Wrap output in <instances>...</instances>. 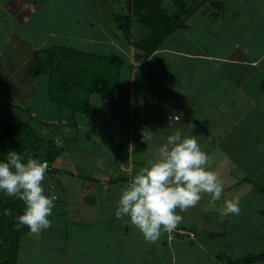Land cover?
Listing matches in <instances>:
<instances>
[{"label": "rangeland", "instance_id": "374dc122", "mask_svg": "<svg viewBox=\"0 0 264 264\" xmlns=\"http://www.w3.org/2000/svg\"><path fill=\"white\" fill-rule=\"evenodd\" d=\"M23 1L25 4H32L36 6L40 3H43V1L45 2L46 7L45 5L44 7H41L35 16L29 21V26L31 28H42V32L41 30L35 31L36 37H34L32 35V32L34 31H29L36 41L33 45H29L30 40L24 43V39L28 34L25 33L26 31L24 28L16 30L14 20L17 19V17H25L26 12L29 10H27L25 6H21L20 0H0V6H3L0 7V120L7 118L9 120L18 121L28 118L30 115L37 116L40 121L44 119L50 120L57 117V112L54 111L51 103L45 102L49 81L48 75H38V70H35L36 74H30L28 71V62L31 66L35 65L36 58L33 57V52L35 51V46L39 44L38 42L44 40L43 35L48 37V43L46 42L45 46H43L45 48L52 45H61V43L64 42L68 46L77 48L79 50L81 48L83 51L96 53V51L100 49L98 45L95 46L91 42H85L83 47L78 48L77 46L79 41L75 39V36L66 39L62 38L59 32L63 31L68 32L69 34H75V31L78 28V30L81 29L84 35H91L97 32V27L93 25V23L96 22V24L100 25L101 27V24H103V28L105 27L106 30L111 34H119L120 37L124 38L126 35L123 32V27L121 29L118 28V22L121 18H123L122 20L124 22L131 20V24L129 26V39H131L132 42H134V40L135 42H140L142 38L147 37L150 34L149 27L140 21L139 17L133 13L130 0ZM157 1L168 12H170L177 22L182 20V22L190 23V28L182 30V36H180L181 38H178L180 33L174 35L172 34L164 40L165 43L163 44V46H171L172 48L180 51L179 53H182L181 55L176 56V59H178L179 63L190 65L191 59L186 58L183 52L188 50L187 47H189L191 50V44H189L191 33L194 32L195 37H198L201 43H205L208 37V30L205 29L203 31L200 29L201 27L197 29V22L200 21L199 18L195 19V24H191V10L192 8H201L205 11L207 8H210L209 5H211L213 1ZM29 7L31 8L32 6L30 5ZM93 8L95 9L94 16ZM216 11L219 10L216 9ZM215 14L216 12H213L212 15L207 14V19L209 21H216L218 24L223 19H221L222 16H220V18L215 17ZM177 15L181 16L179 20L176 18ZM202 16L204 15L199 14V17ZM57 20H59L60 24L62 25V29L61 31H55L58 33V35L56 34L54 37L50 34L51 31L54 30L53 28L56 25ZM8 22H10V28L3 26L4 23L7 24ZM120 25H122V23H120ZM210 25L213 26L212 24ZM186 36L188 38H186ZM63 37H66L65 34ZM132 42H129L130 45L133 44ZM94 48L96 51L93 50ZM170 66L171 67L167 66L164 69L166 74L163 76H166L165 83H167V88H171L169 91L167 90V93L169 94L171 90L174 91V100L177 104L171 102L166 106L163 112L164 117L162 118H165L166 115V122L163 124V126H169L170 132L164 135L162 145L166 143L168 136L175 134L177 131L181 132L182 137L195 136L200 143L202 150L206 151L210 148V146L212 147L208 154L212 158V168L219 173L221 179L223 177L225 178V175L220 173H225L226 171L223 170L222 172L219 169L222 167L227 169L224 166H229L231 161L236 163L237 165L233 166H238L240 170H247L251 168L250 173L248 172L245 176H248L253 180V182L256 181L255 183L258 185L254 186L256 185L255 183L254 185L251 183H243L238 188V191H235L238 196H240L239 207L241 211L238 215L230 214L225 216L227 218L226 226L224 225L226 231L221 230L223 232H218L221 233L220 236L214 237L209 233H202L199 227H193L195 226V221H191L193 218V212L191 211V208H189L186 212H181L179 209H177V214L183 216V221L178 225V227L184 228L188 231L191 230V228H196L195 231H197L198 236L201 234L204 237L206 244L205 247L210 250L209 252L211 254L218 255L220 260L223 259V263L227 262V260L230 258L235 259L236 257L245 255L249 252L261 251L264 249V230H262L261 227H257L258 225L256 226L257 223L255 222L258 220L262 221L264 216V214H259V212L258 215L256 213L259 208L264 209V190L261 189V187H264V173L258 176L252 174V172L255 171L254 163H256V158H252L250 161L246 157L243 158L241 154L243 152L242 149L245 150L246 145L254 144L252 143V139L256 141L257 137H262L261 135L264 133V120H261L260 118L258 123L254 118V115H243L240 117L243 119L239 121L241 124L238 127L240 129V135L237 138L235 135L236 129L232 128L233 120L226 117L222 118L223 116L217 112L216 109L208 107V105L204 104L203 102H198L197 108L200 107L207 109L196 111V113L201 116L199 122L200 124L198 123L196 125L193 123L191 125V122H189L191 118V98L190 96H187V92H184V90L187 89V81L177 78V73H181V71H179L178 64L172 62V65ZM3 68L10 69L11 71L14 69L17 71V73L12 74V72H10L9 74L8 72H5ZM128 69L129 62H126L122 68L121 76H123V73L127 72ZM145 85H147V83L142 79L141 88H146L148 86ZM141 88H139V90ZM107 97L108 95H93L92 100L94 104L96 103L95 105L97 112L92 118H87L82 113H76L77 116L75 119L77 123H82V128L79 129L80 136L78 138L81 139V141L79 140L78 143L84 144L85 150L81 151L80 149L74 148L76 147V140L73 136H69L66 133L67 131L63 137H56L57 142H60L59 140H61L60 145L63 151L67 152V150L70 149L69 153H71V157L75 158V161H81L82 169H86L85 171L89 175L84 174L86 172L83 170H79L81 173H77V175L69 172V169H67L68 171L66 169L58 171L57 175L53 174L58 180L57 182L54 181L57 185L55 189L46 186V179L43 181L45 194H55L58 197V199L54 202L56 214H52L49 218L52 221V226L50 228L42 230L39 234H34L29 231L28 234L22 237L19 245L20 249L17 264H60L51 257L52 254L54 255V253H52L50 248L51 246H54L56 243L55 241L58 240V237L56 236L61 234V230H65L66 228H61V226L66 225L67 222L61 218V215H64L63 217L66 216V220H74L75 225L77 220H82L81 224L83 227L85 225L86 227H89V236L83 239L86 246H102L108 240H111L107 239L108 236L103 230L104 227H101V225L103 223H107V221H112V223H114L115 228L113 231L116 229V231H122V233L125 234L127 233L126 229L129 227L127 218L129 217L125 216L118 219L115 216V211L119 206L118 201L121 196L122 188L130 181L132 176L136 173V170H132L133 173L125 171L122 172L121 166H129V164H134V162L138 163L139 158L142 155L144 156V153L141 152V150L143 151L142 146H147L148 143L147 145L142 144V146H138L139 144L135 142L136 146L134 153L132 154L133 160H131L128 151L129 139L128 137L126 138V134L129 130L128 126H124V128L122 126V128H120V126H111L110 123H104V121L108 120V118H113L112 115L108 116L113 108L110 107L108 110V106H106L107 104L105 105V99ZM100 101L101 103H99ZM123 112L126 114L127 110H123ZM248 112L250 113V111H245V113ZM263 113L264 109L260 108L259 111H256L255 115H261ZM175 114L181 117V121L175 118ZM105 115L106 119H104ZM219 115L220 117H218ZM171 116L174 117L175 120H170ZM82 119L83 121H81ZM252 119L254 120V125H251ZM203 120L205 123L202 124ZM63 122L67 123V118L64 119ZM32 123L36 126L39 132L47 135V137H50L53 133L54 127L52 126L49 128L47 124H42L35 119ZM87 125L94 127L91 130L94 135L93 138H90L89 135H87L90 132H84V130L87 131ZM255 127L257 128L254 130V136L251 138V140H247V142H245L243 145L240 140H242L244 130L247 128L251 132L252 128ZM55 132L56 131H54V133ZM216 135L217 140L220 141L221 144L218 143V145L214 147L211 145V140H214ZM154 141L151 139L149 144L152 145ZM155 143L156 142H154V144ZM155 145L157 146V144ZM240 145H243V148H241ZM256 157L261 156L256 155ZM98 158H100V160H105L109 167H115L116 170L117 168L119 169V172L117 171L118 173L115 175L116 178H114L112 181L101 182L98 177L91 178L92 174L97 171L95 168L97 166L96 163ZM145 158L146 157H144V159ZM225 162H227V164H225ZM143 163L141 164L139 162L138 164H135V167L138 166L141 168L145 166L147 162L144 161ZM228 175L229 174H226L228 180H230L231 176ZM235 175L238 178V175ZM239 176L241 177L242 174ZM228 182L230 183V181ZM258 182L263 184V186H260ZM240 188L241 190H239ZM236 193H234L235 196ZM205 207L208 209L210 204H207ZM205 214L206 213L203 212L202 216L208 217V215L205 216ZM203 217L201 219H203ZM131 231L132 232L128 234L127 238L124 239L125 242L129 241L130 244L135 245L136 247L143 246V244L145 245L143 234L142 237H140L141 231L135 226H133ZM176 231L177 228L173 231V235L178 237L179 233ZM224 232H226V234H224ZM166 233L167 232H162V235ZM90 234H94L92 235V239ZM190 242L191 239L188 243L189 247ZM148 244H150L149 246L155 245V247L161 248L158 240L155 243ZM48 250L52 254H50ZM193 252L195 251L193 250Z\"/></svg>", "mask_w": 264, "mask_h": 264}, {"label": "crops", "instance_id": "0c3cea01", "mask_svg": "<svg viewBox=\"0 0 264 264\" xmlns=\"http://www.w3.org/2000/svg\"><path fill=\"white\" fill-rule=\"evenodd\" d=\"M20 1L21 6H25L29 11L26 12L25 17L19 18L16 16L18 20H14V25L16 30L21 28L25 29V33L28 35L25 37L24 43L30 40L29 45H33L36 41L34 40V37H36L35 31L41 30L42 32V28H31L29 26V21L41 7H44V5L46 7V4L43 1V3L36 6L25 4L23 0ZM210 1H213V3H211V5H209L210 8H207L205 11L201 8H192L191 10V24H195V19L199 18L200 21L197 22V29L201 27L200 29L203 31L205 29L208 30V37L205 43H201L199 38L195 37L194 32L191 33V39L189 41L191 50L187 47L188 50L183 52L186 58L191 59L190 65L179 63L176 56L182 53H179L180 51L171 46H163L165 41L161 43L155 52L149 54L133 46V44L130 45L126 36L123 38L120 37L119 34H111L105 27L103 28V24H101V27L97 25L96 22H94L93 25L97 27V32L91 35H84L81 29L78 30V28L75 34H69L63 31L59 32L62 38L69 39L75 36V39L79 41L78 48L83 47L85 42H91L93 45H98L100 48L97 51L95 48L93 49L96 53L117 55L123 58L125 63L129 62V69L127 72L123 73V76H120L115 92L113 94H108V97L105 99V105L107 104L108 110L110 107L113 108L111 111L112 114L110 112V114H108V116L112 115L113 118H108V120L104 121V123H110L111 126H120V128H122V126L123 128L124 126H128L129 130L126 134V138L128 137L129 139V145H133V143L135 146L136 143L139 144L138 146H142V144L147 145V143L142 142V132L145 131V133L151 134L152 141L155 140L154 142H156L155 144H157L159 148L164 140V135L170 132L169 126H163L166 122V115L165 118H162L164 117L163 112L166 106L171 102L177 103L174 100V91L171 90L169 94L167 93V90L169 91L171 88H167V83H165L166 76L163 75L166 74L164 69L167 66L171 67L170 65H172V62L178 64L179 71H181V73H177V78L187 81L188 84H186L187 89H185L184 92H187V96L191 98V118L189 120L191 125L193 123L197 125L200 122L201 116H199L196 111L207 109L197 108L198 102H203L207 104L208 107L216 109V111L223 116L222 118L226 117L233 120L232 128L236 129L235 135L237 138L240 135V129L238 127L241 124L239 121L243 119L240 117L250 114L251 116L254 115L258 123L260 118L264 120V113L255 115L256 111H259L260 108L264 109V0ZM30 5L32 6L31 8L29 7ZM216 9L219 11H216ZM94 10L93 8V16ZM213 12H216L214 16L217 18L222 16L221 19L223 20L218 24L216 21H209L207 19V14L212 15ZM199 14H203L204 16L199 17ZM3 26L10 28L11 25L10 22H8L7 24L4 23ZM122 27L123 24L120 25L119 23L118 28L121 29ZM188 28H190V23L182 22L181 20L179 28L173 35L180 33L178 38H181L182 30ZM53 29L50 35L55 37L56 34L58 35L55 31H61L62 29L59 20H57ZM31 30L34 31L32 32L34 37L29 33ZM64 34L66 37H63ZM186 38L188 37L186 36ZM43 39V41L38 42V45L35 44V50L45 46L48 37L43 35ZM61 45L67 44L63 42ZM3 69L9 74L10 72H12V74L17 73L14 69L13 71L10 69ZM142 79L148 85H145L147 86L146 88H141ZM139 88L141 89L139 90ZM45 102L51 103L54 111L57 112L55 104L49 101L47 94L45 96ZM99 103H101V101ZM123 110H127V113L125 114ZM245 111H250V113H245ZM106 115L104 119H106ZM76 116L77 115H75V117ZM218 117H220V115ZM44 120L46 122H58V117ZM177 120L181 121V117L179 116ZM81 121H83V119ZM203 123H205L204 120L202 121V124ZM251 125H254L253 119ZM60 128L62 135L67 131L66 133L69 136L75 138L76 147L74 148L80 149L81 151L85 150L84 144L78 143L79 140L81 141V139H78L80 136L79 129L82 128L81 122H78L75 126L63 122L60 124ZM93 128V126L87 125V131L84 130L85 133L90 132L87 134L90 138L94 137L91 131ZM256 128L257 127L252 128L251 132L247 128L244 130L242 140H240L243 145L247 140H251ZM261 136L262 137L259 138L257 137L256 141L252 139V143L254 144L246 145L245 150L242 149L243 152L241 154L243 158L246 157L250 161L252 158H256V163H254L255 171L252 172V174L256 176L264 173V133H262ZM59 141L61 142V140ZM154 142L152 145L148 144L147 146H142L143 151L141 150V152L144 153V156L142 155L139 158L138 163L140 162L142 164L144 161L147 162L150 159L156 158L158 148ZM211 143L210 144L214 147H216L218 143L221 144L220 141L217 140V135L214 140H211ZM243 145H240V147L243 148ZM211 148L210 146L206 152H210ZM69 150H67V152L63 151L53 163L52 167L54 171L52 173L55 175H57L58 171H62L63 169H69V172L75 175L81 173L79 170H83L81 161H75V158L71 157ZM256 155L261 157H256ZM144 157L146 158L144 159ZM130 158L133 160L132 155ZM138 163L134 162V164H129V166H121L122 172L133 173L132 170L137 171L140 167H135V164ZM230 163L229 166H224L227 169L223 167L219 169L222 172L223 170L226 171L225 173H220L225 175V178H222L224 181V192L221 199L212 201L211 196L205 193L202 194V199L199 204L191 208L193 212L191 221H195V226L193 227H199L202 233H209L214 237L220 236L221 233L218 232H223L221 230H225L224 225L226 226L227 218L221 214L224 201L238 196L235 191H238V188L243 183H251L254 185L256 182H253L252 179L245 176L248 172L250 173L251 168L240 170L238 166H233L237 165L236 163L231 161ZM225 164H227V162H225ZM96 165L95 169L97 171L92 174L91 178L98 177L101 182L112 181L116 178V173L119 172L118 168L116 170L115 167H109L105 160H100V158L97 159ZM85 170L86 169L83 171ZM84 174L89 175L87 172ZM226 174H229L228 176L232 178L230 177V180H228ZM235 174L238 175V178ZM240 174H242L241 177L239 176ZM55 175H53V177L47 175V178H45L46 182L58 181ZM228 181H230V183ZM255 184L254 186H258L257 183ZM259 185L263 186L261 183H259ZM239 190H241V188ZM234 193H236V196ZM207 204H210L208 209L205 207ZM263 210L264 209L259 208L256 211L257 215L258 212L259 214H264L262 212ZM203 212L206 213L205 216L208 215V217H203ZM54 214H56L55 211ZM63 216L64 215H61V218L67 222L66 225L61 226V228H66L65 230H61V234L56 236L58 240L55 241L56 243L54 246L50 248L52 253L56 256L48 250V252L52 254L51 257L60 264H220L221 262L218 255L211 254L209 252L210 250L205 247L204 237L201 234V236H198L197 231H195L196 228H191V230H189L194 233V236L179 232H177L179 233V235L177 234L178 237L173 235L174 232L164 235L161 234L158 239L161 248L155 247V245L149 246L150 244L146 241L144 242L145 245L143 244V246L136 247L130 244L129 241L125 242L124 240L127 238L128 234L132 232L133 225H131L130 217L127 218L129 227L126 229V234L122 233V231H116V229L113 231L115 228L114 223H112V221H107V223H103L101 227H104L103 230L108 236L107 239L111 240H108L102 246L92 247L86 246L83 241V239L89 236V227H86V225L83 227L81 224L82 220H77L75 225L74 220H71L72 223L70 220H66V216ZM202 217L203 219H201ZM255 223H257L256 226L258 225L257 227H261L262 230H264V216L262 221L258 220ZM178 229L184 228L177 226V230ZM224 234H226V232H224ZM92 235L94 234H90L91 239ZM140 237H142V233H140ZM190 239L191 242L189 247L188 243ZM193 250L195 252H193ZM253 264H264V261L255 262Z\"/></svg>", "mask_w": 264, "mask_h": 264}, {"label": "trees", "instance_id": "16d2710c", "mask_svg": "<svg viewBox=\"0 0 264 264\" xmlns=\"http://www.w3.org/2000/svg\"><path fill=\"white\" fill-rule=\"evenodd\" d=\"M131 4L133 13L149 27L150 34L140 42H132L129 39L131 20L124 22L121 18L119 23L123 24L127 41L151 54L180 24L157 0H131ZM33 57L36 58L35 65L31 66L28 62V71L30 74H36L35 70H38V75H48L47 96L57 108L58 122L40 121L33 115L18 121L7 118L0 120V161L6 160L8 152L17 151L25 158H37L49 163L46 176L53 177L52 164L63 152L56 140L57 136L63 137L60 124L67 118V124L77 125L76 113L93 117L97 109L91 100L92 95H108L115 92L125 60L117 55L83 51L68 45L37 49L33 52ZM34 119L47 124L49 128L54 127L50 137L39 132L32 123ZM46 186L55 189L57 185L51 181L46 182ZM261 189L264 190V187ZM24 208L22 201L0 192V264L18 263L21 239L30 231L27 226L20 230L14 226L15 217L23 214ZM5 209H11L13 216H5ZM54 211L55 209L52 214ZM262 212L264 213V210ZM260 261H264V250L250 252L235 259L230 258L225 263H222V259L220 264H253Z\"/></svg>", "mask_w": 264, "mask_h": 264}, {"label": "clouds", "instance_id": "9594fccd", "mask_svg": "<svg viewBox=\"0 0 264 264\" xmlns=\"http://www.w3.org/2000/svg\"><path fill=\"white\" fill-rule=\"evenodd\" d=\"M151 134L142 132V142L150 143ZM135 145L130 144L129 155ZM48 163L21 155L17 151L7 153L0 161V192L24 203L23 214L15 217V228L27 226L34 234L52 226L55 194L46 195L43 181ZM224 192V181L212 168V158L202 150L195 136H183L180 131L167 137L158 149L155 159L139 168L122 188L116 218L130 217L131 224L141 231L148 243H155L162 232L171 233L183 221L177 209L186 212L195 207L202 194H209L218 201ZM240 197L224 201L222 216L238 215ZM5 216L12 217L11 209Z\"/></svg>", "mask_w": 264, "mask_h": 264}, {"label": "built area", "instance_id": "2783aa9c", "mask_svg": "<svg viewBox=\"0 0 264 264\" xmlns=\"http://www.w3.org/2000/svg\"><path fill=\"white\" fill-rule=\"evenodd\" d=\"M176 119H179V116H175ZM170 120H175L174 117H170ZM178 232L182 233V234H190L191 236H194L193 232L187 231V230H183V229H179L177 230Z\"/></svg>", "mask_w": 264, "mask_h": 264}, {"label": "water", "instance_id": "95a60500", "mask_svg": "<svg viewBox=\"0 0 264 264\" xmlns=\"http://www.w3.org/2000/svg\"><path fill=\"white\" fill-rule=\"evenodd\" d=\"M176 18L179 20L180 15H177ZM178 23L180 24L181 23V20H179Z\"/></svg>", "mask_w": 264, "mask_h": 264}]
</instances>
